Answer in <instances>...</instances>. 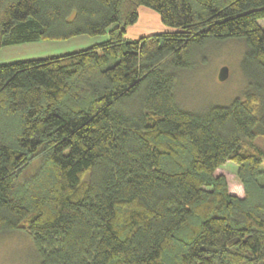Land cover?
Listing matches in <instances>:
<instances>
[{
  "label": "trees",
  "instance_id": "trees-1",
  "mask_svg": "<svg viewBox=\"0 0 264 264\" xmlns=\"http://www.w3.org/2000/svg\"><path fill=\"white\" fill-rule=\"evenodd\" d=\"M141 7L174 29L128 38ZM263 18L264 0H0V49L107 35L0 63V238L26 231L40 264H264ZM230 38L244 97L181 109L192 48Z\"/></svg>",
  "mask_w": 264,
  "mask_h": 264
},
{
  "label": "rangeland",
  "instance_id": "rangeland-1",
  "mask_svg": "<svg viewBox=\"0 0 264 264\" xmlns=\"http://www.w3.org/2000/svg\"><path fill=\"white\" fill-rule=\"evenodd\" d=\"M156 14L159 16L157 12ZM259 23L264 28V18L260 19ZM131 26L140 27L142 21ZM164 26L167 30L174 29L167 25ZM161 31L164 30L152 32V34ZM106 36L80 35L65 40L4 46L0 49V63L6 64L72 53L98 44L104 41ZM244 50L243 40L237 38L210 40L203 46L193 47L191 50L192 66L182 68L175 83L174 95L181 109L204 111L212 105H228L235 98H243L247 87V79L241 68ZM224 67L228 68V76L222 80L219 74ZM254 143L264 149L263 136L257 137ZM262 169L263 174L260 181L264 183V159ZM215 174H223L226 177L230 193L241 197L244 195V186L238 176L235 162L227 161L216 170ZM0 264H40L32 238L28 233L26 234V231H17L0 238Z\"/></svg>",
  "mask_w": 264,
  "mask_h": 264
},
{
  "label": "crops",
  "instance_id": "crops-1",
  "mask_svg": "<svg viewBox=\"0 0 264 264\" xmlns=\"http://www.w3.org/2000/svg\"><path fill=\"white\" fill-rule=\"evenodd\" d=\"M142 21V26L140 27H134L129 26L127 28V37L128 38H138L140 36L152 34V32H156L159 30H165L166 27L159 19V16L156 14V12H153L152 10H149L147 7H141L139 9V19L138 21ZM137 21V22H138Z\"/></svg>",
  "mask_w": 264,
  "mask_h": 264
},
{
  "label": "water",
  "instance_id": "water-1",
  "mask_svg": "<svg viewBox=\"0 0 264 264\" xmlns=\"http://www.w3.org/2000/svg\"><path fill=\"white\" fill-rule=\"evenodd\" d=\"M227 76H228V68L224 67L221 69L219 77L220 79L224 80L227 78Z\"/></svg>",
  "mask_w": 264,
  "mask_h": 264
}]
</instances>
